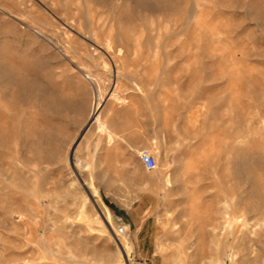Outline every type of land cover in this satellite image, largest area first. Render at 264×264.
I'll return each instance as SVG.
<instances>
[{
    "label": "rangeland",
    "instance_id": "374dc122",
    "mask_svg": "<svg viewBox=\"0 0 264 264\" xmlns=\"http://www.w3.org/2000/svg\"><path fill=\"white\" fill-rule=\"evenodd\" d=\"M0 264H264V0H0Z\"/></svg>",
    "mask_w": 264,
    "mask_h": 264
},
{
    "label": "built area",
    "instance_id": "2783aa9c",
    "mask_svg": "<svg viewBox=\"0 0 264 264\" xmlns=\"http://www.w3.org/2000/svg\"><path fill=\"white\" fill-rule=\"evenodd\" d=\"M141 162L146 168V170H153L156 168V159L154 156L148 154V153H143ZM125 227L124 226H118L116 229V235H122L125 233Z\"/></svg>",
    "mask_w": 264,
    "mask_h": 264
},
{
    "label": "bare ground",
    "instance_id": "6f19581e",
    "mask_svg": "<svg viewBox=\"0 0 264 264\" xmlns=\"http://www.w3.org/2000/svg\"><path fill=\"white\" fill-rule=\"evenodd\" d=\"M85 78L86 79H88L89 80V77L86 75L85 76ZM99 106V105H98ZM96 110H98V107L96 108ZM96 114V113H95ZM95 121H98V116H96L95 117ZM95 204V203H94ZM101 214H102V212H100ZM102 216H103V214H102ZM104 217V219H106V221H108L109 220V218H110V213L106 210V214H105V216H103ZM120 244L118 245L120 248H124L125 247V245L123 244V241L122 242H119Z\"/></svg>",
    "mask_w": 264,
    "mask_h": 264
}]
</instances>
